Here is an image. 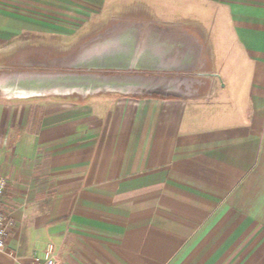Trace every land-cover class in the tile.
<instances>
[{
  "label": "crops",
  "instance_id": "1",
  "mask_svg": "<svg viewBox=\"0 0 264 264\" xmlns=\"http://www.w3.org/2000/svg\"><path fill=\"white\" fill-rule=\"evenodd\" d=\"M207 1L251 62L247 97L220 99L232 84L206 60V35L189 30L144 46L166 55L161 67L98 70H199L204 58L215 78L207 97H183L174 78L101 75L73 115L53 113L44 95L6 92L0 77V175L12 219L0 264H28L48 245L60 264H264V0ZM30 2L52 6L0 0V51L14 50L24 27L10 8ZM180 41L187 50L173 54Z\"/></svg>",
  "mask_w": 264,
  "mask_h": 264
},
{
  "label": "rangeland",
  "instance_id": "2",
  "mask_svg": "<svg viewBox=\"0 0 264 264\" xmlns=\"http://www.w3.org/2000/svg\"><path fill=\"white\" fill-rule=\"evenodd\" d=\"M50 3V8L32 3L26 7H9L18 13V20L24 27L15 34L14 50L0 51V77L6 92L15 89V93L30 91L44 95L52 99L53 113L63 109L74 115L82 102L87 106L85 101H89L87 96L92 90V82L99 76L140 78L142 74H149L159 81L174 78L176 85L173 87H177L183 97H207L215 78L205 71L204 58L199 70L155 73L98 70L102 65L126 68L137 66V63L161 67L166 55L161 58L149 53L146 50L149 43L156 41L161 33L188 36L187 30L206 35V60H214L222 79L232 84L220 99L228 100L242 93L247 97L250 92L251 62L235 41L233 28L225 20L221 21V16L214 19L218 8L207 0H106V3L102 0H70L67 5L51 0ZM139 5L145 6L148 14L141 15L130 8ZM214 20L217 32L225 36L223 39H217ZM171 23L181 26L173 27ZM178 45L172 50L173 54L182 53L183 48L187 50L185 42L180 41ZM136 47L144 49L145 55L137 57L134 54ZM221 84L219 79L217 87ZM2 96L7 99L0 91ZM105 99L96 97L89 102V107L94 112H102L99 105Z\"/></svg>",
  "mask_w": 264,
  "mask_h": 264
},
{
  "label": "built area",
  "instance_id": "3",
  "mask_svg": "<svg viewBox=\"0 0 264 264\" xmlns=\"http://www.w3.org/2000/svg\"><path fill=\"white\" fill-rule=\"evenodd\" d=\"M9 181L0 175V251L6 248L11 225V215L3 206L4 197L8 189ZM28 264H60L57 253L53 245H48L43 253H34L29 259Z\"/></svg>",
  "mask_w": 264,
  "mask_h": 264
},
{
  "label": "bare ground",
  "instance_id": "4",
  "mask_svg": "<svg viewBox=\"0 0 264 264\" xmlns=\"http://www.w3.org/2000/svg\"><path fill=\"white\" fill-rule=\"evenodd\" d=\"M137 30V29H136ZM157 37V36H156ZM159 38V37H158ZM97 39H99V38H97ZM96 40V39H95ZM105 41V40H104ZM128 41H131V40H128ZM125 42V41H124ZM132 42V41H131ZM122 44V43H121ZM154 44V43H153ZM113 46V45H112ZM128 47V46H127ZM155 48V47H154ZM126 50V49H125ZM143 52V51H142ZM149 52V51H148ZM137 54V53H136ZM86 55V54H85ZM151 55V54H150ZM141 57V56H140ZM148 57V56H147ZM151 57V56H150ZM156 57V56H155ZM144 58V57H143ZM152 58V57H151ZM139 59V58H138ZM147 59V58H146ZM160 59V58H159ZM147 60H149V59H147ZM129 62V61H128ZM148 63H149V61H148ZM151 63V62H150ZM141 66V65H140ZM116 67H117V65H116ZM120 68V67H119ZM47 75V74H46ZM171 81V80H170ZM179 82V81H178ZM182 82V81H181ZM18 88V87H17ZM17 93V92H16Z\"/></svg>",
  "mask_w": 264,
  "mask_h": 264
}]
</instances>
